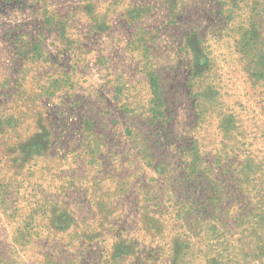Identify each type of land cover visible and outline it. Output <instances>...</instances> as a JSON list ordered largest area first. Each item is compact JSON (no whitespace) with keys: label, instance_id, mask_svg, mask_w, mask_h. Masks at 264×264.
Segmentation results:
<instances>
[{"label":"rangeland","instance_id":"1","mask_svg":"<svg viewBox=\"0 0 264 264\" xmlns=\"http://www.w3.org/2000/svg\"><path fill=\"white\" fill-rule=\"evenodd\" d=\"M0 264H264V0H0Z\"/></svg>","mask_w":264,"mask_h":264},{"label":"trees","instance_id":"2","mask_svg":"<svg viewBox=\"0 0 264 264\" xmlns=\"http://www.w3.org/2000/svg\"><path fill=\"white\" fill-rule=\"evenodd\" d=\"M176 256H178V254H175ZM177 259V258H176Z\"/></svg>","mask_w":264,"mask_h":264}]
</instances>
